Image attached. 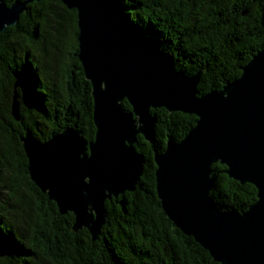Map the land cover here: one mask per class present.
I'll use <instances>...</instances> for the list:
<instances>
[{
	"label": "trees",
	"instance_id": "trees-1",
	"mask_svg": "<svg viewBox=\"0 0 264 264\" xmlns=\"http://www.w3.org/2000/svg\"><path fill=\"white\" fill-rule=\"evenodd\" d=\"M123 8L134 30L170 54L177 70L201 73V96L238 79L264 47V0H126ZM78 37L77 11L46 0L28 5L18 24L0 33V234L10 245L0 264H220L175 226L157 194L155 155L188 135L194 115L151 111L153 141L139 135L135 144L143 176L134 192L106 202L108 217L95 241L86 229L75 232V216L60 214L31 180L24 136L45 141L72 128L86 141L95 138ZM17 83L19 122L11 109ZM122 106L132 110L126 100ZM212 169L217 209L243 213L257 200L254 185L232 179L227 166Z\"/></svg>",
	"mask_w": 264,
	"mask_h": 264
},
{
	"label": "water",
	"instance_id": "water-1",
	"mask_svg": "<svg viewBox=\"0 0 264 264\" xmlns=\"http://www.w3.org/2000/svg\"><path fill=\"white\" fill-rule=\"evenodd\" d=\"M43 0H0V33L18 24L28 5ZM60 1L78 13L79 60L92 86L95 138L86 141L65 129L39 141L21 138L31 180L60 214L75 216L73 230L95 241L106 223V202L134 192L144 173L137 137L152 142L153 109L197 117L180 142L168 141L155 155L157 194L162 209L186 236L220 264H264V47L221 91L200 95L201 73L186 75L173 57L145 41L130 24L126 0ZM191 1V0H188ZM15 85L12 116L21 120ZM126 100L131 111L123 109ZM254 185L257 200L243 213L222 212L210 197L213 165ZM0 234V258L9 252Z\"/></svg>",
	"mask_w": 264,
	"mask_h": 264
}]
</instances>
